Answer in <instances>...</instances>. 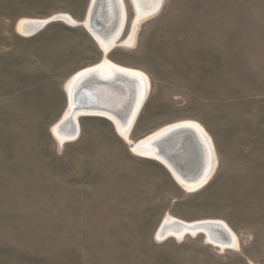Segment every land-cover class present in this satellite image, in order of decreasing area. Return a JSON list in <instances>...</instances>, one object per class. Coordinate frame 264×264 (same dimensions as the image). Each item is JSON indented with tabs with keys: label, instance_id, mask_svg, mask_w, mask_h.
I'll return each instance as SVG.
<instances>
[{
	"label": "rangeland",
	"instance_id": "1",
	"mask_svg": "<svg viewBox=\"0 0 264 264\" xmlns=\"http://www.w3.org/2000/svg\"><path fill=\"white\" fill-rule=\"evenodd\" d=\"M90 1L0 0V264H264V0H164L106 56L150 81L132 142L185 120L209 134L217 170L191 193L104 117H81L74 141L52 135L67 79L105 58L79 25ZM56 14L79 24L17 30ZM166 215L223 221L239 247L158 241Z\"/></svg>",
	"mask_w": 264,
	"mask_h": 264
},
{
	"label": "bare ground",
	"instance_id": "2",
	"mask_svg": "<svg viewBox=\"0 0 264 264\" xmlns=\"http://www.w3.org/2000/svg\"><path fill=\"white\" fill-rule=\"evenodd\" d=\"M93 1L94 0L90 1L85 19L81 24L67 14H56L46 20L25 18L19 20L17 24V30L25 37L34 35L48 23L53 21H61L72 27L78 26V24L82 25L98 44L100 50L104 54L103 57H105L99 63L81 69L67 79L64 86L67 96V105L59 120L51 127L52 135L59 144L74 141L80 134L79 119L81 117H104L114 125L118 135L129 143L130 152L132 154L158 162L186 192L191 193L199 190L211 180L217 170L218 164L216 153L207 131L198 122L185 120L163 126L147 134L143 138L132 142L130 140V134L149 96L150 81L144 73L135 69L116 65L106 57L109 52L118 45L132 47L135 42L136 31L139 24L144 19L159 13L164 5V0H131L135 18L129 37L123 41L121 39L126 24L124 1L116 0L119 8V17L118 25L114 32L110 31L113 26L115 11L113 4L101 2L99 5H95L94 18L92 19L89 15L91 7L93 8ZM100 19H102V22L99 21ZM91 76L107 79L109 81L114 80L116 83H120L119 80L123 78L126 79L125 81L129 82L130 85L136 87L137 95L134 108L127 120L121 121L107 111L87 109L76 104L75 92L82 88V91L85 89H88L87 91L92 89L89 95H95L97 103L99 104H110L117 112H122L127 108L128 102L130 101L129 92L123 91L120 87L115 88L110 86H98L99 90H97V86L89 84L90 81L88 78ZM179 127L189 129L192 133H182L179 135V138L176 137L177 139H185L188 144L182 143L177 146L178 151L175 152L173 159L179 160V163L173 165L164 155L170 153L172 145V143H170L171 141L168 140L169 138L167 139L168 136H166V133ZM186 135L187 137L184 138ZM176 144L177 142L175 145ZM160 147H162V150H160ZM168 147L170 149H168ZM180 162L183 164H180ZM176 166L179 167L178 170ZM155 235L158 241H163L168 238L182 241L187 236L197 237L198 235H202L206 244L217 247L220 251L227 249L237 250L239 247V240L236 234L227 224L220 220L186 222L166 215L158 225Z\"/></svg>",
	"mask_w": 264,
	"mask_h": 264
},
{
	"label": "water",
	"instance_id": "3",
	"mask_svg": "<svg viewBox=\"0 0 264 264\" xmlns=\"http://www.w3.org/2000/svg\"><path fill=\"white\" fill-rule=\"evenodd\" d=\"M101 2H108V3H112L113 4V7H114L115 11H114L113 26L111 27L110 31L114 32L116 27H117V25H118V17H119V8H118V5L116 3V0H94L93 3H92L93 8L91 7L89 16H91L92 19L94 18V8H95L94 6L95 5H99V3H101ZM99 21L102 22V19H100ZM88 80L90 81L89 84L92 85V86H97V87L98 86H100V87H102V86H110V87H115V88H119L120 87V89H123V91H127V93L129 92V94H130L129 95V97H130L129 100L130 101L128 102V106L122 112H117L116 109H113L110 106V104L102 105V104L97 103V98L95 97V95L94 96L93 95H89V93L92 92L91 91L92 89H89V91H87L88 89H85V90L82 91V88L75 92V99L77 100L76 101L77 105H80L81 107H84V108H87V109H98V110L107 111L108 113H111L112 115H114L115 117L120 119L121 121H125V120H127L130 117V115L132 114L133 108H134L135 100H136V95H137L136 87H133V85H130L129 82L125 81L126 79H123V78H121V80H119L120 83L119 82L116 83L114 80L109 81L107 79H100L99 77H95V76L89 77ZM115 83H116V85H115ZM97 90H99V87H98ZM182 133L183 134H187V133L191 134L192 132L189 129H185V128L179 127V128L172 129L171 131L166 133V136H168L167 139L169 138L168 140L171 141L170 143H172V145H171V149L168 147V149H170V153L169 154L166 153L164 155H165V157H166V159L168 161L172 162L173 165L176 164V163H179L178 162L179 160L173 159V157L175 155V152L178 151V147L177 146L179 144H182V143H184L186 145L188 144L185 139H182V138L181 139H177L176 138V137L179 138V135H181ZM185 137H187V135L184 136V138ZM161 140H163V139H161ZM176 142H177V144L175 145ZM160 150H162V147H160ZM180 164H183V163L180 162ZM178 168L179 167L176 166L177 170H178Z\"/></svg>",
	"mask_w": 264,
	"mask_h": 264
},
{
	"label": "crops",
	"instance_id": "4",
	"mask_svg": "<svg viewBox=\"0 0 264 264\" xmlns=\"http://www.w3.org/2000/svg\"><path fill=\"white\" fill-rule=\"evenodd\" d=\"M158 172V171H157ZM160 174H161V172H160ZM185 240V239H184ZM166 241V240H165ZM164 242V241H163Z\"/></svg>",
	"mask_w": 264,
	"mask_h": 264
}]
</instances>
